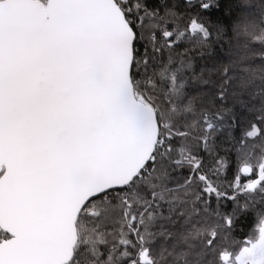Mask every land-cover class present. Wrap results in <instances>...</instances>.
<instances>
[{
  "label": "snow or ice",
  "instance_id": "obj_1",
  "mask_svg": "<svg viewBox=\"0 0 264 264\" xmlns=\"http://www.w3.org/2000/svg\"><path fill=\"white\" fill-rule=\"evenodd\" d=\"M0 264H264V0H0Z\"/></svg>",
  "mask_w": 264,
  "mask_h": 264
},
{
  "label": "trees",
  "instance_id": "obj_2",
  "mask_svg": "<svg viewBox=\"0 0 264 264\" xmlns=\"http://www.w3.org/2000/svg\"><path fill=\"white\" fill-rule=\"evenodd\" d=\"M243 127V123L241 125ZM206 163H210V161L206 160ZM231 179V173H229V180ZM255 220L252 215H248L241 221V227L236 232V238L238 240L244 239L246 236L250 235L252 231H255Z\"/></svg>",
  "mask_w": 264,
  "mask_h": 264
}]
</instances>
